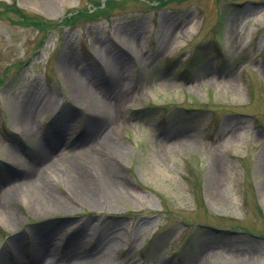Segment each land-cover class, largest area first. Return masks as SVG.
Here are the masks:
<instances>
[{"label": "rangeland", "instance_id": "rangeland-1", "mask_svg": "<svg viewBox=\"0 0 264 264\" xmlns=\"http://www.w3.org/2000/svg\"><path fill=\"white\" fill-rule=\"evenodd\" d=\"M96 144L116 187L91 183L89 204L47 166ZM30 169L66 209L23 202L40 199ZM0 172V212L20 221L0 220V264H33L53 221L56 264L67 243L93 264H264V0H0Z\"/></svg>", "mask_w": 264, "mask_h": 264}, {"label": "bare ground", "instance_id": "bare-ground-1", "mask_svg": "<svg viewBox=\"0 0 264 264\" xmlns=\"http://www.w3.org/2000/svg\"><path fill=\"white\" fill-rule=\"evenodd\" d=\"M73 73L76 74L75 72H73ZM73 73L70 72L69 74H67V76L72 77L71 82H72V84L75 83V85H76V92L78 95L77 97L79 99L86 101L87 104L91 105V107L93 108V114L92 115H94L95 117H98V118H103V114H105L107 112V107H106L107 105L103 101L99 102V101H97L96 98H92L87 87L83 84L82 80H80L79 78L75 80V75ZM20 117H21V122H23V124L26 126V128H33V122H31L32 118L30 115L24 116V114H22V116L20 115ZM63 125H64V123H63ZM59 126L57 127L56 130H54V132L52 131L51 135L53 137H51L49 139L47 148L44 147L45 150L40 155V159H41L40 163L45 161L44 165L51 163L50 161L52 158L49 156V151L53 153L54 147H55L56 143L58 142L57 140H59V138L57 139V137H58L57 132H60V130L62 128V126H60V127ZM95 140H97V139L92 140V143L95 142ZM96 145L97 146L91 152L90 155L86 154L82 150V148H76V151L71 152L74 160L72 159V161H67V162L61 161L60 164H57L58 166L57 165H55V166L48 165L47 166L48 167L47 171H49V174H53L56 177H58V175L59 176L64 175L66 177H69L66 184H68L71 187V191L76 196L80 197V199H82L84 202H87L89 204L90 203L92 204L94 202L93 198L90 196L91 192H90L89 186L91 183H93L91 185L92 187L94 186V187H97L98 189L105 190L106 196H109V197L112 196V189L116 187V181L112 179V177H111L112 175L109 174V172L106 168L107 167L105 164L106 162L102 160L101 154H99V151L102 148V146H100V144H96ZM118 150H120V149H118ZM84 160H87L90 163V165L93 166L92 170L97 175V181L96 182L89 181L90 179L92 180V178H90V176H89V180L87 181V179H85L83 177V176H85L83 171H81L80 169L77 168L75 162H80V161H84ZM32 173H33L32 170L25 172L24 176H25V178L27 176L28 184L31 183L33 187L35 186L34 188L37 189V192L40 196V199L36 195L34 196L32 193L31 194L29 193V196L22 194V197L21 196L20 197L22 199H24L23 202L27 201L29 203V202L33 201L38 206L40 205V203L42 205V202H43L47 205L55 206V208L57 210L66 209V207H68L66 205V203L64 201H62L61 198L56 195L54 190L52 191L48 187L46 181L42 178V175L40 177L39 175H37L35 173L34 177L31 178V176H33ZM51 184H53V183H51ZM22 185H26V183L22 182ZM52 189H53V187H52ZM16 194H17V192L15 191L13 198L16 196ZM13 198H11V199H13ZM4 214L2 211L0 212V220L1 219L3 220V218L5 217L7 224L11 225L12 227H13V225L20 222L15 215H12L9 213H7L5 215ZM59 224H60L59 222L53 221V224H50L48 227L44 228L43 230L34 232L33 253H34L35 259H34L33 264H56V262L53 263L50 260L51 255L48 253V251H49L48 246L54 237L53 231L56 229V227H58L57 225H59ZM89 226H91V224L85 225V227L83 225L82 228H84V230H82V231H85V228L87 229V227L89 228ZM10 242H11L13 247L17 248L18 252L21 251V247H23V245L21 243V234L20 233L15 234L11 238ZM55 245L58 246L57 243H55ZM64 246H66L64 248H65V251L68 255V258L65 259L64 256L59 257L57 259V262H58L57 264H93L89 260L87 261L86 258H84L82 256L77 245H75V244L69 245L67 243ZM99 247H100V245L98 246V248ZM26 251H24V252H26ZM24 256H25V259H27L26 253ZM82 258H84L85 261L82 260ZM0 259H1V257H0ZM17 259H18V257L16 258V260ZM12 260L14 261V263L16 262V260H14V259H12ZM4 264H7V262ZM18 264H23V263L19 262Z\"/></svg>", "mask_w": 264, "mask_h": 264}, {"label": "trees", "instance_id": "trees-1", "mask_svg": "<svg viewBox=\"0 0 264 264\" xmlns=\"http://www.w3.org/2000/svg\"><path fill=\"white\" fill-rule=\"evenodd\" d=\"M112 3H114V1H108L106 3V6L105 7H102V8H97L95 11L93 12H96V11H99V12H103L105 13L107 11V9H112ZM92 12V13H93Z\"/></svg>", "mask_w": 264, "mask_h": 264}]
</instances>
